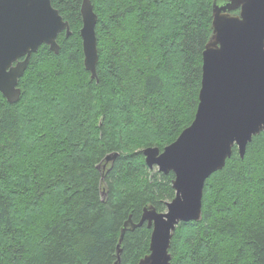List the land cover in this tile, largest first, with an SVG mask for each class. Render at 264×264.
<instances>
[{
    "label": "trees",
    "instance_id": "trees-1",
    "mask_svg": "<svg viewBox=\"0 0 264 264\" xmlns=\"http://www.w3.org/2000/svg\"><path fill=\"white\" fill-rule=\"evenodd\" d=\"M90 1L97 80L82 0H51L71 33L58 53L31 55L17 102L0 93V264H138L151 228L129 226L119 244L124 223L175 196L173 173L149 169L142 150L193 120L213 0ZM169 252L171 264H264V132L207 178L201 219L176 226Z\"/></svg>",
    "mask_w": 264,
    "mask_h": 264
},
{
    "label": "water",
    "instance_id": "water-1",
    "mask_svg": "<svg viewBox=\"0 0 264 264\" xmlns=\"http://www.w3.org/2000/svg\"><path fill=\"white\" fill-rule=\"evenodd\" d=\"M235 10L237 14H232ZM80 12L84 67L97 80V16L90 0H82ZM63 30L71 33L51 0H0V93L9 103L20 97L18 81L31 55L42 44L58 53L56 38ZM260 132H264V0H213L212 35L202 53L193 120L162 150L156 146L142 150L149 169L173 173L175 196L166 211L148 207L137 223L128 219L119 244L127 227L146 222L151 228L149 253L138 264H171L169 248L176 226L201 219L207 178L224 167L234 145L244 157L247 144ZM117 155L107 154L104 164Z\"/></svg>",
    "mask_w": 264,
    "mask_h": 264
},
{
    "label": "bare ground",
    "instance_id": "bare-ground-1",
    "mask_svg": "<svg viewBox=\"0 0 264 264\" xmlns=\"http://www.w3.org/2000/svg\"><path fill=\"white\" fill-rule=\"evenodd\" d=\"M101 163H104L103 161H101ZM109 164V163H108ZM107 165V164H106ZM100 168V167H99ZM104 169V168H103Z\"/></svg>",
    "mask_w": 264,
    "mask_h": 264
},
{
    "label": "snow or ice",
    "instance_id": "snow-or-ice-1",
    "mask_svg": "<svg viewBox=\"0 0 264 264\" xmlns=\"http://www.w3.org/2000/svg\"><path fill=\"white\" fill-rule=\"evenodd\" d=\"M155 83H158V82H153V84H155Z\"/></svg>",
    "mask_w": 264,
    "mask_h": 264
},
{
    "label": "flooded vegetation",
    "instance_id": "flooded-vegetation-1",
    "mask_svg": "<svg viewBox=\"0 0 264 264\" xmlns=\"http://www.w3.org/2000/svg\"><path fill=\"white\" fill-rule=\"evenodd\" d=\"M14 64H15V62H14Z\"/></svg>",
    "mask_w": 264,
    "mask_h": 264
},
{
    "label": "rangeland",
    "instance_id": "rangeland-1",
    "mask_svg": "<svg viewBox=\"0 0 264 264\" xmlns=\"http://www.w3.org/2000/svg\"><path fill=\"white\" fill-rule=\"evenodd\" d=\"M156 168V167H155ZM166 211V210H165Z\"/></svg>",
    "mask_w": 264,
    "mask_h": 264
}]
</instances>
